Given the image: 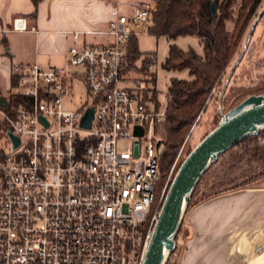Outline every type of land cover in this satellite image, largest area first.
Segmentation results:
<instances>
[{"label": "built area", "instance_id": "1", "mask_svg": "<svg viewBox=\"0 0 264 264\" xmlns=\"http://www.w3.org/2000/svg\"><path fill=\"white\" fill-rule=\"evenodd\" d=\"M154 12V0L134 5L107 23L109 43L69 47L63 68L11 67L0 88V264H142L168 189L158 185L163 146L151 136L164 114L145 79L124 69ZM11 30L25 32L24 19ZM154 66L147 56L144 75ZM77 84L88 104L64 109Z\"/></svg>", "mask_w": 264, "mask_h": 264}, {"label": "crops", "instance_id": "2", "mask_svg": "<svg viewBox=\"0 0 264 264\" xmlns=\"http://www.w3.org/2000/svg\"><path fill=\"white\" fill-rule=\"evenodd\" d=\"M149 1L40 0L34 9L30 0H0V88L13 65L63 68L69 47L109 43L107 23ZM15 18L24 19L25 32L11 30ZM147 34L132 37L137 48V38ZM146 57L136 62L137 69ZM127 78L135 79L131 72ZM184 224L176 264H264V184L212 198L195 207Z\"/></svg>", "mask_w": 264, "mask_h": 264}, {"label": "trees", "instance_id": "3", "mask_svg": "<svg viewBox=\"0 0 264 264\" xmlns=\"http://www.w3.org/2000/svg\"><path fill=\"white\" fill-rule=\"evenodd\" d=\"M39 1L30 0L34 9ZM154 1L153 24L148 34L155 38L163 37L168 42V54L162 67L167 71L186 70L189 74L187 80L170 79L164 120L157 128V135L160 138L158 141L163 146L159 157L158 185L161 187L166 177L165 170L171 164L197 118L206 110L212 89L223 85L225 73L233 64L241 38L264 0ZM211 3L215 4V14L210 13ZM228 23L232 24L231 30L227 27ZM186 36L198 39L200 54L193 49L184 51L175 45V40ZM143 55L139 52L135 39L131 38L127 47L124 72L129 73L136 69V62ZM235 72L236 70L231 79ZM154 82L156 83L155 79ZM156 93L159 92L154 89L153 94ZM251 95L252 93L246 92L234 93L232 87H227L222 99V109L228 111ZM259 136H264V132ZM257 151H252L248 163H258L259 160L264 159V150L260 153ZM259 177L261 178L262 175L250 177L246 182Z\"/></svg>", "mask_w": 264, "mask_h": 264}, {"label": "rangeland", "instance_id": "4", "mask_svg": "<svg viewBox=\"0 0 264 264\" xmlns=\"http://www.w3.org/2000/svg\"><path fill=\"white\" fill-rule=\"evenodd\" d=\"M263 5L264 3L258 7L256 16L252 17L249 26L244 32L237 49V53L233 59V63L238 58L244 46L245 38L249 29ZM227 27L231 30L232 24L228 23ZM174 43L184 51L193 49L198 54L201 53V47L196 37H180L175 40ZM137 44L144 56L154 57V73L151 74V77H149L144 75L142 69L136 68L130 71L131 75L134 76L135 79H145V86L147 88V91L145 92L146 98L152 103L156 113L164 114L166 107V93L170 79L176 78L187 80L189 78V74L186 70L167 71L162 67L168 54V42L165 38H155L148 34L142 35L137 38ZM232 65L233 64H231V67ZM231 67H229L225 73L223 84ZM154 79L156 83L154 82ZM2 84L3 82H0V85ZM222 86L212 89L206 110L200 115V117L197 118L171 164L167 170H165L166 177L161 184L162 186L167 183L169 187L171 180L175 176L185 157L201 141L202 138H204L216 127L220 119L217 105ZM231 87L233 88L234 93L241 94L242 92H246L252 93V95L264 94L262 93V90L264 89V14L255 27L243 59L237 66L233 78L229 81L228 88ZM154 89H157L159 93H156V95L153 94ZM85 102L88 104L84 89L82 85L77 84L74 86L72 98L65 99L62 102V106L64 109H74L75 106ZM72 103L73 105H71ZM223 112H227V110H223ZM163 120L164 117L160 116V119L155 120L153 124V132H151V136L156 141L160 139L157 135V128ZM143 146H145V143H143ZM254 150H258L257 153L264 150V136L258 135L244 140L220 156L211 166V168L203 176L202 180H200L194 193L192 194L177 240L184 232L185 220L188 219L191 211L195 207L217 196L264 184V159L259 160L258 163H248L247 161L251 158V153ZM260 175H262L261 178L259 177V179L246 182L250 177L255 178V176L257 177ZM180 250L181 249L177 250L175 247L174 253L170 255L168 264H176Z\"/></svg>", "mask_w": 264, "mask_h": 264}, {"label": "water", "instance_id": "5", "mask_svg": "<svg viewBox=\"0 0 264 264\" xmlns=\"http://www.w3.org/2000/svg\"><path fill=\"white\" fill-rule=\"evenodd\" d=\"M210 13H216L211 3ZM264 14V5L251 25L244 46L230 68L218 97L219 122L190 151L171 180L142 264H167L170 253L176 247V237L181 228L187 207L197 185L218 158L242 141L264 132V94L251 95L237 106L223 112L222 99L229 81L243 59L252 34ZM3 104V101H0ZM93 109H86L79 121L82 129H89ZM14 147L17 145L13 139Z\"/></svg>", "mask_w": 264, "mask_h": 264}]
</instances>
